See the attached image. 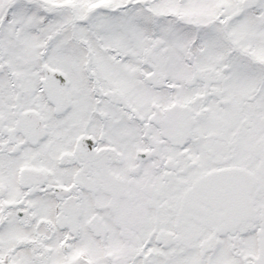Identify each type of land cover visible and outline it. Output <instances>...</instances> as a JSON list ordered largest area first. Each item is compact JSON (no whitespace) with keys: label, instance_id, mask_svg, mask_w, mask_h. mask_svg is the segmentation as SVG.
Here are the masks:
<instances>
[{"label":"snow or ice","instance_id":"obj_1","mask_svg":"<svg viewBox=\"0 0 264 264\" xmlns=\"http://www.w3.org/2000/svg\"><path fill=\"white\" fill-rule=\"evenodd\" d=\"M0 264H264V0H0Z\"/></svg>","mask_w":264,"mask_h":264}]
</instances>
